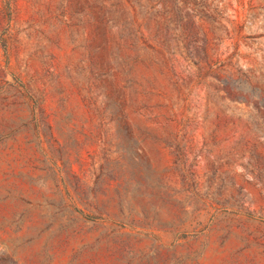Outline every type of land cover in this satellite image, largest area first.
<instances>
[{"label":"rangeland","instance_id":"374dc122","mask_svg":"<svg viewBox=\"0 0 264 264\" xmlns=\"http://www.w3.org/2000/svg\"><path fill=\"white\" fill-rule=\"evenodd\" d=\"M0 264H264V0H0Z\"/></svg>","mask_w":264,"mask_h":264}]
</instances>
